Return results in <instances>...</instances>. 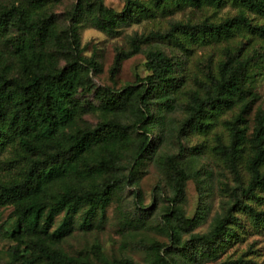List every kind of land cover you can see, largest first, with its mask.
<instances>
[{
    "label": "trees",
    "instance_id": "obj_1",
    "mask_svg": "<svg viewBox=\"0 0 264 264\" xmlns=\"http://www.w3.org/2000/svg\"><path fill=\"white\" fill-rule=\"evenodd\" d=\"M63 1L0 0V208L13 206L17 218V228L5 234L15 242L10 259L18 264H140L131 258L110 259L98 244L93 257L72 255L61 244L74 231L79 213L86 209L79 227H89L114 195L128 185L139 186L150 163L164 169L171 187L162 215L171 245L165 252L159 245L148 264H194L205 251L221 249L235 234L234 211L247 209L255 220H264V211L240 197L255 198L264 190V110L257 109L252 124L249 119L259 99L255 88L264 74V46L247 50L241 41L225 47L216 68L206 62L204 76H195L198 86L186 92V116L178 124L171 115L184 86L185 60L160 46L175 42L189 56L193 44L228 41L242 31L264 37V23L247 13L264 14V0H127L122 11L105 0H73L59 15L55 9ZM229 2L240 10L220 21H174L163 31L135 35L132 49L117 53L111 75L142 44L155 42L156 48L147 51L149 73L118 90L97 87L98 105L78 97L93 90L90 71L101 69L96 55L84 54V28L115 36L125 25L155 17L156 9L165 12L181 4L219 8ZM89 110L98 111L102 119L73 128L76 117ZM229 110L236 111L225 120L229 140L218 135L212 151L236 185L225 212L214 217L210 229L193 232L201 216L188 218L181 204L188 180L202 184L196 165L204 150L203 144L186 148L182 137L208 133ZM171 137L180 151L161 153L159 146ZM243 169L249 176L246 184ZM207 175L213 177V172ZM62 213V222L53 229ZM185 232L188 238H183Z\"/></svg>",
    "mask_w": 264,
    "mask_h": 264
},
{
    "label": "rangeland",
    "instance_id": "obj_2",
    "mask_svg": "<svg viewBox=\"0 0 264 264\" xmlns=\"http://www.w3.org/2000/svg\"><path fill=\"white\" fill-rule=\"evenodd\" d=\"M5 2L11 0H2ZM151 3V0H142ZM73 0H64L56 6V13L64 15ZM127 0H105V3L122 11ZM157 15L151 18H144L137 23H131L121 27L118 35L110 36L106 32L94 27H86L82 31V45L84 54L91 57L93 54L101 64L99 71L91 70L89 76L94 85L91 92L80 93L78 97L82 102L91 101L99 104V98L95 96L97 87H112L115 90L123 88L128 83L135 84L138 77H144L149 73L146 66L147 51L156 48L155 42L141 45V49L125 58L117 74L112 77L111 67L114 64L117 53L120 50L130 51L132 49V38L135 35H147L152 30H165L174 21H191L193 23L208 17L213 21H220L222 18L236 14L240 9L232 3H226L219 8L205 7L197 9L187 4L172 5L169 10L161 12L156 9ZM247 13L254 19V22L264 23V14H256L250 11ZM63 16H60L62 18ZM245 41L247 50L264 46V37L254 36L242 31L233 39L228 41H213L210 44H193L189 56L177 43H160V46L169 54L182 55L185 60V71L183 73L184 86L178 94L176 109L171 115L174 124H178L186 116L184 102L186 92L198 85L195 76L203 77L205 74L204 64L209 62L213 68L217 67L220 59L224 57L226 46L234 47L237 43ZM255 90L259 99L253 105L250 115V123L257 109L264 110V74L259 75ZM85 95V97H83ZM85 98V99H84ZM235 110H229L218 116L214 128L208 133H190L182 137L186 148L193 145L203 144L204 154L197 159L196 167L202 171V184L197 179H190L187 182L186 197L182 202L185 215L188 218L201 216L200 223L193 232H207L217 214H223L227 208V202L236 185L234 176L225 168L223 162L214 156L212 147L217 143L218 135L224 141L229 140L225 120L231 118ZM102 119L101 114L96 110H89L76 117L73 128L83 125H94ZM157 128L152 134L155 137ZM157 142V138H156ZM179 143L173 137L167 138L159 146L163 154L179 152ZM208 171L213 172V177L207 175ZM248 174L243 169L244 184L248 181ZM139 194V198L138 195ZM172 194L169 180L161 166L150 163L145 166L139 186L128 185L121 192L114 195L104 210H98L92 218L91 225L81 229L79 225L85 218L86 209L75 217V228L63 242L62 247L72 255H89L93 257L94 246L98 244L110 259L131 258L140 264H148L151 254L156 251L159 245H164L162 251L170 248L168 229L163 219L168 206V197ZM258 196L248 199L240 197L258 211H264V190L259 191ZM140 201L139 207L136 202ZM234 217L238 223H233L235 234L226 239L223 247L217 251H205L198 262L194 264H224L229 260L242 259V264H264V220L257 221L251 216L247 209L234 211ZM64 213L57 217L53 229L63 220ZM17 228V218L13 215V206L0 208V264H18L10 259V251L15 244L5 234ZM189 232H185L183 238H188ZM161 249V248H160ZM96 261V260H95ZM183 264V263H180Z\"/></svg>",
    "mask_w": 264,
    "mask_h": 264
}]
</instances>
